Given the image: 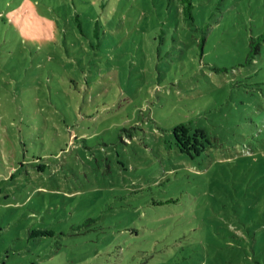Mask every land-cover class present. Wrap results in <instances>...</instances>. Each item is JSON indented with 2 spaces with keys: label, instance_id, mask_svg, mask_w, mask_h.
I'll return each mask as SVG.
<instances>
[{
  "label": "rangeland",
  "instance_id": "374dc122",
  "mask_svg": "<svg viewBox=\"0 0 264 264\" xmlns=\"http://www.w3.org/2000/svg\"><path fill=\"white\" fill-rule=\"evenodd\" d=\"M0 264H264V0H0Z\"/></svg>",
  "mask_w": 264,
  "mask_h": 264
},
{
  "label": "trees",
  "instance_id": "16d2710c",
  "mask_svg": "<svg viewBox=\"0 0 264 264\" xmlns=\"http://www.w3.org/2000/svg\"><path fill=\"white\" fill-rule=\"evenodd\" d=\"M183 1H185V0H183ZM186 1H188V0H186ZM187 10H188V6H185L184 7V11H187ZM251 43H253V42H251ZM256 50H257V46L252 45L251 49H250V52H249V55L254 54L256 52ZM181 128L183 129V131L187 129V127L184 124H179V125H177L176 127L173 128L174 129V133H175V137H176L177 145L179 143V139H178L179 137H178L177 131L179 129H181ZM198 131H201L203 133L202 130H198Z\"/></svg>",
  "mask_w": 264,
  "mask_h": 264
}]
</instances>
